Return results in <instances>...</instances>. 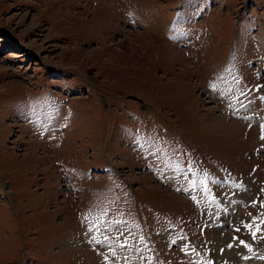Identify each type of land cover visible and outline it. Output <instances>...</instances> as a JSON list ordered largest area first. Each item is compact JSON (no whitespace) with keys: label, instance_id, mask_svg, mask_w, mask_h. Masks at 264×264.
<instances>
[{"label":"rangeland","instance_id":"obj_1","mask_svg":"<svg viewBox=\"0 0 264 264\" xmlns=\"http://www.w3.org/2000/svg\"><path fill=\"white\" fill-rule=\"evenodd\" d=\"M262 137L264 0H0V264H264Z\"/></svg>","mask_w":264,"mask_h":264},{"label":"bare ground","instance_id":"obj_2","mask_svg":"<svg viewBox=\"0 0 264 264\" xmlns=\"http://www.w3.org/2000/svg\"><path fill=\"white\" fill-rule=\"evenodd\" d=\"M115 44H117V43H115ZM112 45H114V44H111L110 46H112ZM18 56H20V55H18ZM18 56H17V57H18ZM170 57H171V56H170ZM170 57H168V59H170ZM172 60H173V59H172ZM172 60H171V61H172ZM216 117H217V116H216ZM216 117H215V115L212 116V119H211V123H210V124L213 123L214 125H216V126H218V127H220V128H223V130H224V127H223V126L221 127V123H220V121H219V118H218V117L216 118ZM222 121H223V120H222ZM226 130H227L229 133H232L233 131H235V128H232V127H230V126H229V127L227 126V127H225V130H224V131H226ZM228 132H227V133H228ZM224 244H225V243H224Z\"/></svg>","mask_w":264,"mask_h":264},{"label":"snow or ice","instance_id":"obj_3","mask_svg":"<svg viewBox=\"0 0 264 264\" xmlns=\"http://www.w3.org/2000/svg\"><path fill=\"white\" fill-rule=\"evenodd\" d=\"M262 138H264V137H262Z\"/></svg>","mask_w":264,"mask_h":264}]
</instances>
